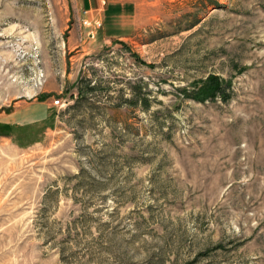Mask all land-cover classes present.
<instances>
[{
  "label": "rangeland",
  "instance_id": "1",
  "mask_svg": "<svg viewBox=\"0 0 264 264\" xmlns=\"http://www.w3.org/2000/svg\"><path fill=\"white\" fill-rule=\"evenodd\" d=\"M84 10L0 0V264H264V0Z\"/></svg>",
  "mask_w": 264,
  "mask_h": 264
},
{
  "label": "trees",
  "instance_id": "2",
  "mask_svg": "<svg viewBox=\"0 0 264 264\" xmlns=\"http://www.w3.org/2000/svg\"><path fill=\"white\" fill-rule=\"evenodd\" d=\"M231 84V81H226L222 77L212 74L205 80H202L198 87L195 85L197 88H194L193 91L187 88H182L180 91L185 97L202 103L217 98H221L223 101L228 102L229 96L227 95V89H231ZM4 127L8 129L5 132L8 134L12 127L10 125H5Z\"/></svg>",
  "mask_w": 264,
  "mask_h": 264
},
{
  "label": "crops",
  "instance_id": "3",
  "mask_svg": "<svg viewBox=\"0 0 264 264\" xmlns=\"http://www.w3.org/2000/svg\"><path fill=\"white\" fill-rule=\"evenodd\" d=\"M82 6L85 8L84 21L89 24H100V0H82Z\"/></svg>",
  "mask_w": 264,
  "mask_h": 264
},
{
  "label": "built area",
  "instance_id": "4",
  "mask_svg": "<svg viewBox=\"0 0 264 264\" xmlns=\"http://www.w3.org/2000/svg\"><path fill=\"white\" fill-rule=\"evenodd\" d=\"M85 24H86V25H90L88 22H85ZM60 103H61V100H60V99L56 100V104H57V105H59Z\"/></svg>",
  "mask_w": 264,
  "mask_h": 264
}]
</instances>
